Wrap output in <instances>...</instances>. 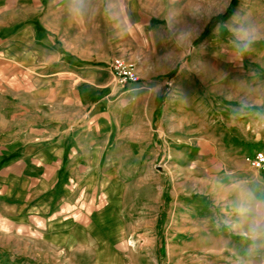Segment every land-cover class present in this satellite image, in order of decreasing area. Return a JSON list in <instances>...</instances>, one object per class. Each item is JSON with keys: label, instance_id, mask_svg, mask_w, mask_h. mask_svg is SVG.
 <instances>
[{"label": "rangeland", "instance_id": "obj_1", "mask_svg": "<svg viewBox=\"0 0 264 264\" xmlns=\"http://www.w3.org/2000/svg\"><path fill=\"white\" fill-rule=\"evenodd\" d=\"M64 1L0 0V60L17 58L23 73L10 76L3 65L4 90L27 89V65L41 75L36 43L53 36L42 25H110L101 0H85L80 24ZM186 5L172 42L142 35L127 55L140 82L161 85L154 140L107 143L97 160L65 159L77 170L67 186H0V264H264V247L245 234L248 214L237 211L264 201V171L245 161L264 150V0ZM241 26L255 39L237 58ZM113 84L79 86L99 100ZM90 172L96 186H87ZM233 221L244 227L231 230Z\"/></svg>", "mask_w": 264, "mask_h": 264}, {"label": "crops", "instance_id": "obj_2", "mask_svg": "<svg viewBox=\"0 0 264 264\" xmlns=\"http://www.w3.org/2000/svg\"><path fill=\"white\" fill-rule=\"evenodd\" d=\"M101 5L110 25H42L53 36L36 43L42 46V72L35 76L34 66L27 65L32 72L23 92L4 90L2 83L3 65H9L4 68L11 70L10 76L23 74L18 59L0 60V186H67L66 177L75 168L63 167L65 159L97 160L109 153L107 143L120 141L130 147L154 140L160 83L117 87L108 66L115 56L127 58L136 45L132 40L142 35L154 40L160 32L163 46L172 42L174 25H186V0H101ZM33 53L26 54L29 62ZM99 66L108 72L100 73ZM83 80L93 91L103 81L113 86L95 100L83 93ZM19 163H25L24 169L17 168ZM87 186H96L95 172Z\"/></svg>", "mask_w": 264, "mask_h": 264}, {"label": "clouds", "instance_id": "obj_3", "mask_svg": "<svg viewBox=\"0 0 264 264\" xmlns=\"http://www.w3.org/2000/svg\"><path fill=\"white\" fill-rule=\"evenodd\" d=\"M85 0H73L70 11L74 19L81 20L84 15ZM236 36L234 47L237 58L242 57L251 44L254 42V35L246 28L241 26L233 33ZM241 216L246 217V236L253 241L254 247H264V201L257 202L254 206L248 208H239L237 210ZM227 226L238 231L244 227L241 221L227 222Z\"/></svg>", "mask_w": 264, "mask_h": 264}, {"label": "built area", "instance_id": "obj_4", "mask_svg": "<svg viewBox=\"0 0 264 264\" xmlns=\"http://www.w3.org/2000/svg\"><path fill=\"white\" fill-rule=\"evenodd\" d=\"M109 69L113 78L120 85L137 83L140 81V74L134 62L122 56H115L109 63ZM245 161L251 167L264 170V150H256L245 155Z\"/></svg>", "mask_w": 264, "mask_h": 264}]
</instances>
